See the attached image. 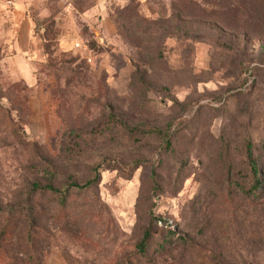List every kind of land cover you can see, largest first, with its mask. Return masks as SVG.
Segmentation results:
<instances>
[{
    "label": "rangeland",
    "instance_id": "obj_1",
    "mask_svg": "<svg viewBox=\"0 0 264 264\" xmlns=\"http://www.w3.org/2000/svg\"><path fill=\"white\" fill-rule=\"evenodd\" d=\"M26 1L0 264H264V0Z\"/></svg>",
    "mask_w": 264,
    "mask_h": 264
},
{
    "label": "crops",
    "instance_id": "obj_2",
    "mask_svg": "<svg viewBox=\"0 0 264 264\" xmlns=\"http://www.w3.org/2000/svg\"><path fill=\"white\" fill-rule=\"evenodd\" d=\"M29 2L26 0H12L11 7L5 6L0 0V62L16 63L24 66L29 71V79L21 77L15 71V77L32 83L34 72L28 60V52L31 47L34 34L33 16H44L45 9L41 12L32 13L28 10ZM86 11L84 13H87ZM41 18V17H40ZM58 43L61 48H67L69 42L62 35ZM22 58V60L20 59Z\"/></svg>",
    "mask_w": 264,
    "mask_h": 264
},
{
    "label": "trees",
    "instance_id": "obj_3",
    "mask_svg": "<svg viewBox=\"0 0 264 264\" xmlns=\"http://www.w3.org/2000/svg\"><path fill=\"white\" fill-rule=\"evenodd\" d=\"M30 50H32L31 47H30ZM30 50H29V51H30ZM93 179H94V177H93L92 179H88V180L84 181V182L81 183V184H78V183L72 182L71 184L69 183V184H66V185H67V186H68V185H72V186H75V187H77V188H84V187L88 186V185L92 182ZM67 186H65V187H67ZM33 187H39V188H40V186H38L36 183L33 184ZM46 187L51 188V189H54L51 185H48V186H46ZM148 236H149V235H148V232L145 231V233H144V235H143V239L147 238ZM142 244H144V240H142V241L140 242V245H142Z\"/></svg>",
    "mask_w": 264,
    "mask_h": 264
},
{
    "label": "built area",
    "instance_id": "obj_4",
    "mask_svg": "<svg viewBox=\"0 0 264 264\" xmlns=\"http://www.w3.org/2000/svg\"><path fill=\"white\" fill-rule=\"evenodd\" d=\"M1 1L7 7H11L12 5V0H1Z\"/></svg>",
    "mask_w": 264,
    "mask_h": 264
}]
</instances>
